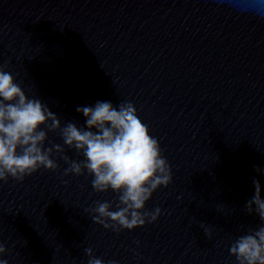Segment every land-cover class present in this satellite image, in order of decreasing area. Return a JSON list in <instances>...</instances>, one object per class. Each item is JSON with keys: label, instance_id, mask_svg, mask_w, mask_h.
Wrapping results in <instances>:
<instances>
[{"label": "water", "instance_id": "95a60500", "mask_svg": "<svg viewBox=\"0 0 264 264\" xmlns=\"http://www.w3.org/2000/svg\"><path fill=\"white\" fill-rule=\"evenodd\" d=\"M5 62L62 124L83 125L79 105L133 103L172 173L145 205L158 219L119 233L83 211L113 194L63 160L0 182L9 264H87L85 248L106 264H235L231 238L259 224L253 178L264 196V0H0Z\"/></svg>", "mask_w": 264, "mask_h": 264}, {"label": "clouds", "instance_id": "9594fccd", "mask_svg": "<svg viewBox=\"0 0 264 264\" xmlns=\"http://www.w3.org/2000/svg\"><path fill=\"white\" fill-rule=\"evenodd\" d=\"M6 63L0 64V182H21L41 169L55 171L58 158L67 165L64 176L86 175L93 192L113 194V200L96 201L83 210L93 223L115 233L154 223L161 209L148 210L145 205L155 191L171 183L172 173L157 138L135 105L97 100L76 107L83 125L74 121L62 124L46 102L22 87ZM48 133H57L62 143L52 142ZM66 148L82 159H70ZM254 171L264 175V168L254 166ZM252 184L253 194L244 207L246 213L258 217L259 224L231 238L228 251L235 264H264V196L260 182L253 178ZM200 227L211 236L203 222ZM6 252L0 242V264H9L3 258ZM84 253L87 264H106L91 248Z\"/></svg>", "mask_w": 264, "mask_h": 264}]
</instances>
